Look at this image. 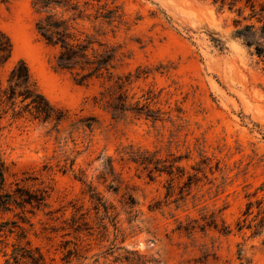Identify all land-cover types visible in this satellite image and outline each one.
I'll return each mask as SVG.
<instances>
[{"label":"rangeland","instance_id":"obj_1","mask_svg":"<svg viewBox=\"0 0 264 264\" xmlns=\"http://www.w3.org/2000/svg\"><path fill=\"white\" fill-rule=\"evenodd\" d=\"M47 1L0 0V264H264V0ZM48 17L108 70L61 68Z\"/></svg>","mask_w":264,"mask_h":264},{"label":"trees","instance_id":"obj_2","mask_svg":"<svg viewBox=\"0 0 264 264\" xmlns=\"http://www.w3.org/2000/svg\"><path fill=\"white\" fill-rule=\"evenodd\" d=\"M249 1V0H248ZM43 7H49L47 0H39ZM39 31L42 37L51 44L60 45L61 52L59 55L58 63L63 69H75L81 66V69H90L92 74L108 70L111 63V57L108 55H101L91 60L88 55V46L81 43H73L71 36L67 33V29L63 28L62 24L58 21L48 17L45 21L39 24ZM12 56V44L10 40L0 32V65L5 64ZM7 101L12 105L18 98H22L21 102L26 103L23 110L28 109L36 119H41L44 122L51 119L54 110L49 103L32 88L30 72L24 62L16 65L10 77L9 90L5 91ZM29 101V102H28ZM126 105L120 103L116 106V110L126 111ZM20 114V113H19ZM3 168L0 169V180L4 182ZM22 197L26 204L33 205L35 202L41 204L43 198H38L33 194H28L27 197Z\"/></svg>","mask_w":264,"mask_h":264}]
</instances>
